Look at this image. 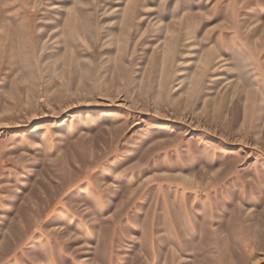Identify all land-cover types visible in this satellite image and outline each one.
I'll return each instance as SVG.
<instances>
[{
    "label": "rangeland",
    "instance_id": "obj_1",
    "mask_svg": "<svg viewBox=\"0 0 264 264\" xmlns=\"http://www.w3.org/2000/svg\"><path fill=\"white\" fill-rule=\"evenodd\" d=\"M0 264H264V0H0Z\"/></svg>",
    "mask_w": 264,
    "mask_h": 264
}]
</instances>
